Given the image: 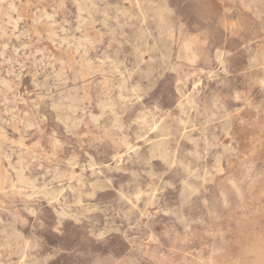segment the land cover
Instances as JSON below:
<instances>
[{
    "label": "rangeland",
    "instance_id": "374dc122",
    "mask_svg": "<svg viewBox=\"0 0 264 264\" xmlns=\"http://www.w3.org/2000/svg\"><path fill=\"white\" fill-rule=\"evenodd\" d=\"M0 264H264V0H0Z\"/></svg>",
    "mask_w": 264,
    "mask_h": 264
},
{
    "label": "bare ground",
    "instance_id": "6f19581e",
    "mask_svg": "<svg viewBox=\"0 0 264 264\" xmlns=\"http://www.w3.org/2000/svg\"><path fill=\"white\" fill-rule=\"evenodd\" d=\"M149 6V5H148ZM151 16V15H150ZM162 25V24H161ZM167 26H169V25H167ZM47 35V34H46ZM162 37V36H161ZM186 96V95H185Z\"/></svg>",
    "mask_w": 264,
    "mask_h": 264
}]
</instances>
